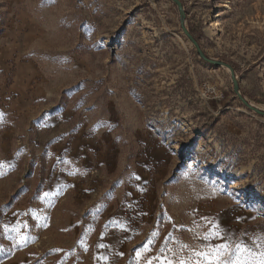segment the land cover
<instances>
[{
	"label": "rangeland",
	"instance_id": "obj_1",
	"mask_svg": "<svg viewBox=\"0 0 264 264\" xmlns=\"http://www.w3.org/2000/svg\"><path fill=\"white\" fill-rule=\"evenodd\" d=\"M180 1L264 111V0ZM0 164V264L264 248V116L171 0H0Z\"/></svg>",
	"mask_w": 264,
	"mask_h": 264
},
{
	"label": "snow or ice",
	"instance_id": "obj_2",
	"mask_svg": "<svg viewBox=\"0 0 264 264\" xmlns=\"http://www.w3.org/2000/svg\"><path fill=\"white\" fill-rule=\"evenodd\" d=\"M4 166L0 164V168ZM3 173L0 172V175ZM139 179V177H137ZM50 195L45 193V196ZM20 226L18 225L12 231L17 232L21 245L27 242V238L20 234ZM158 236V233H153V237ZM203 241L207 242L204 245L203 251H196L194 253L196 260L195 264H264V248H261L259 251H255L252 248H249L244 244L243 241L235 243V246H232V236L231 235H222V232L218 225L214 226V230L209 231L206 235L203 236ZM225 239L229 243H218L212 244L213 240ZM153 241H149L152 243ZM100 247H105L101 244ZM169 248H162L160 250V255L153 257L160 262V264H176L174 259L167 257V252L170 251ZM141 251L148 252L150 249L144 247ZM137 258L141 256V252L136 253ZM103 258V257H101ZM152 259H149L148 264H152ZM179 264H190V261L181 259Z\"/></svg>",
	"mask_w": 264,
	"mask_h": 264
},
{
	"label": "water",
	"instance_id": "obj_3",
	"mask_svg": "<svg viewBox=\"0 0 264 264\" xmlns=\"http://www.w3.org/2000/svg\"><path fill=\"white\" fill-rule=\"evenodd\" d=\"M178 8V11L180 13V18H181V27L183 29L184 34L186 35V37L191 41V43L193 44L194 48L196 49L197 53L199 54V56L207 63H210L212 65L218 66V67H223L226 68L230 71L231 73V77H232V81H233V86H234V91L236 93V95L239 97V99L251 110L255 111L256 113H258L261 116H264V111L254 107L253 105L249 104L241 95L240 92V86L238 83V80L235 76V72L233 70V68L229 65L226 64L222 61H217V60H213V59H209L204 52L202 51V49L200 48V45L198 43V41L193 37V35L189 32V30L186 28L185 25V19H186V14L184 11V7L183 4L180 0H171Z\"/></svg>",
	"mask_w": 264,
	"mask_h": 264
},
{
	"label": "bare ground",
	"instance_id": "obj_4",
	"mask_svg": "<svg viewBox=\"0 0 264 264\" xmlns=\"http://www.w3.org/2000/svg\"><path fill=\"white\" fill-rule=\"evenodd\" d=\"M212 20L214 21L216 27H219L221 25L219 13L215 12V14L212 17Z\"/></svg>",
	"mask_w": 264,
	"mask_h": 264
}]
</instances>
